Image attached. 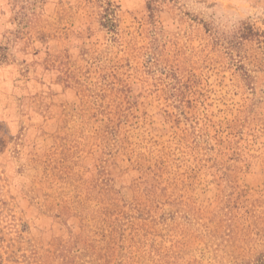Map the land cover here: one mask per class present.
Segmentation results:
<instances>
[{
  "label": "rangeland",
  "instance_id": "1",
  "mask_svg": "<svg viewBox=\"0 0 264 264\" xmlns=\"http://www.w3.org/2000/svg\"><path fill=\"white\" fill-rule=\"evenodd\" d=\"M0 264H264V0H0Z\"/></svg>",
  "mask_w": 264,
  "mask_h": 264
},
{
  "label": "trees",
  "instance_id": "2",
  "mask_svg": "<svg viewBox=\"0 0 264 264\" xmlns=\"http://www.w3.org/2000/svg\"><path fill=\"white\" fill-rule=\"evenodd\" d=\"M102 25L107 27L108 29H113L114 26V22L112 20V18H109L108 16H102Z\"/></svg>",
  "mask_w": 264,
  "mask_h": 264
}]
</instances>
